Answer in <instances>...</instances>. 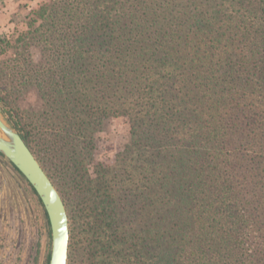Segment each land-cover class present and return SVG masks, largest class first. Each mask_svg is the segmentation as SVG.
<instances>
[{
    "label": "trees",
    "instance_id": "1",
    "mask_svg": "<svg viewBox=\"0 0 264 264\" xmlns=\"http://www.w3.org/2000/svg\"><path fill=\"white\" fill-rule=\"evenodd\" d=\"M24 27L0 108L63 200L67 264H264V0H43ZM115 118L129 142L94 163Z\"/></svg>",
    "mask_w": 264,
    "mask_h": 264
},
{
    "label": "rangeland",
    "instance_id": "2",
    "mask_svg": "<svg viewBox=\"0 0 264 264\" xmlns=\"http://www.w3.org/2000/svg\"><path fill=\"white\" fill-rule=\"evenodd\" d=\"M41 2L0 0V38L24 32L28 14ZM10 56L8 51L3 59ZM33 58H39L37 51ZM40 104L33 90L20 101L22 108L33 111ZM95 138L94 163L111 165L129 142L128 121L125 118L107 120ZM39 201L26 180L0 157V264H45L50 253V230Z\"/></svg>",
    "mask_w": 264,
    "mask_h": 264
},
{
    "label": "water",
    "instance_id": "3",
    "mask_svg": "<svg viewBox=\"0 0 264 264\" xmlns=\"http://www.w3.org/2000/svg\"><path fill=\"white\" fill-rule=\"evenodd\" d=\"M0 156L26 180L41 202L50 230L48 264H67L69 220L64 203L31 151L0 108Z\"/></svg>",
    "mask_w": 264,
    "mask_h": 264
}]
</instances>
